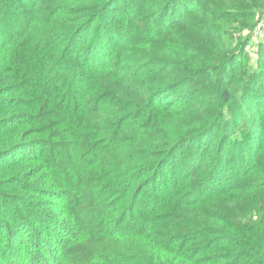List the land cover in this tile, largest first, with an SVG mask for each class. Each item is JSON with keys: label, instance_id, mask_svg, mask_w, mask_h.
<instances>
[{"label": "trees", "instance_id": "obj_1", "mask_svg": "<svg viewBox=\"0 0 264 264\" xmlns=\"http://www.w3.org/2000/svg\"><path fill=\"white\" fill-rule=\"evenodd\" d=\"M263 16L0 0V264H264V231L229 223L231 195L264 194V39L245 51Z\"/></svg>", "mask_w": 264, "mask_h": 264}, {"label": "rangeland", "instance_id": "obj_2", "mask_svg": "<svg viewBox=\"0 0 264 264\" xmlns=\"http://www.w3.org/2000/svg\"><path fill=\"white\" fill-rule=\"evenodd\" d=\"M198 16H199V19L206 18V17H203L202 14H200ZM201 26H205V25H202L200 23H194V25H193L194 29L197 30V31L200 30ZM218 27H222L223 28V26L218 24L215 27L214 26L213 27L209 26V29H211L212 32H214V33L215 32L219 33V29L220 28H218ZM229 27H230L229 30H233V32H236L238 30L237 25L230 24ZM232 27H234V28H232ZM205 29L208 30V26L205 27ZM223 30H224V28H223ZM255 30H256V28H255ZM174 33H176V30L174 31ZM237 33H239V35H237V37L235 35V37L237 39H239L240 37L244 36L246 31L243 30V32L241 31V32H237ZM237 33H235V34H237ZM225 34L227 35V33H225ZM153 36H155V35H153ZM258 38L264 39V33L262 34V36H259V34L257 32L253 33V40L251 41V43H249L245 47V51H246V53L248 54V56L250 58H254V59L257 58L254 49L256 48V43L258 41L257 40ZM224 44H225L224 45L225 47L229 46V42L226 39L224 40ZM228 132H231V129H229ZM218 141H219V139H217V141L215 142V145H214V155L218 154L220 156V158H222V159L223 158L224 159L230 158L231 154L227 153L226 150H217L216 149ZM195 146H196V144L193 143L192 144V148L193 149L198 148V147H195ZM234 148H233V150H234ZM235 153H236V151H235ZM234 163H237L236 159H234L230 163H227L226 166L230 168V167H232L234 165ZM237 166H238V164H237ZM245 195L246 194H244L242 192L235 193V194L231 195L232 196V200L230 199V196L228 198L225 195L226 197H224V200L225 199H229V200H231L232 204H235V205H232V208H235L236 216L235 215H232V216H235L236 218L235 219H230L229 223H230V225L238 226L242 230L243 229L244 230L247 229V231L250 232V234H254V236L256 237L262 231H264V194H262L260 197L255 195L254 197H257V199L253 203H248L247 202V204H246V201H248V195H246V196ZM220 198L221 197L212 198V200L210 201L211 204L212 205H214V204L217 205L216 202L220 203L221 201H224V200H221ZM204 205H206V204L202 203L199 206H203L202 210L210 211V209L205 207ZM62 234L63 233L60 232V236H62ZM210 237H211V235L207 236V238H210ZM242 237L243 236H241V238ZM204 238H206L205 235H204ZM23 242H25V243L28 242V236L24 239ZM29 246H30V244H28V245L24 244V249L22 250V254L24 256H27V262H30V255L33 252V250ZM29 249H31V250H29ZM212 250H214V249H212Z\"/></svg>", "mask_w": 264, "mask_h": 264}, {"label": "built area", "instance_id": "obj_3", "mask_svg": "<svg viewBox=\"0 0 264 264\" xmlns=\"http://www.w3.org/2000/svg\"><path fill=\"white\" fill-rule=\"evenodd\" d=\"M255 28V33L257 32L259 36H262V34L264 33V16L261 18Z\"/></svg>", "mask_w": 264, "mask_h": 264}]
</instances>
